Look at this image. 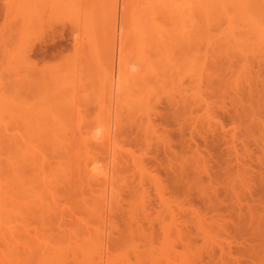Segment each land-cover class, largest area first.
<instances>
[{
	"label": "rangeland",
	"instance_id": "374dc122",
	"mask_svg": "<svg viewBox=\"0 0 264 264\" xmlns=\"http://www.w3.org/2000/svg\"><path fill=\"white\" fill-rule=\"evenodd\" d=\"M137 1L0 0L2 9L17 6L0 15V264H264V110L246 101L264 95V41L243 39L242 54L231 42L226 44L233 53L224 43L219 47L222 42L214 44L231 50L222 53L206 49L211 39L199 40L207 37L199 26L200 33L190 28L195 45L186 41V47L179 41L190 34L179 36L164 8L158 16L166 20L162 31L172 29L176 37L160 34L149 52L139 43L148 34L142 35L138 20L144 12ZM244 27L239 30L247 34ZM137 30H143L139 37ZM164 44L173 52L158 51ZM235 80L242 82H236L239 90ZM249 84L256 85L255 95ZM244 107L259 116L253 115L250 134L232 123ZM231 139L236 155L227 149ZM100 140L109 141L105 150L97 148ZM83 164L112 180L90 186Z\"/></svg>",
	"mask_w": 264,
	"mask_h": 264
},
{
	"label": "bare ground",
	"instance_id": "6f19581e",
	"mask_svg": "<svg viewBox=\"0 0 264 264\" xmlns=\"http://www.w3.org/2000/svg\"><path fill=\"white\" fill-rule=\"evenodd\" d=\"M7 0H5V2H6ZM26 1V0H25ZM11 2V1H10ZM19 2V1H18ZM134 2H136V0L134 1L133 0V2L132 3H134ZM138 2H140V3H142L143 4V2H141L140 0L139 1H137V5L136 6H138ZM9 3V2H8ZM26 3V2H25ZM139 3V5H141V11L139 12V13H142V12H144L143 14H142V16L139 18V20L138 21H140V22H142V24L140 23L139 24V26L140 25H143V27L141 26L140 28L141 29H144L145 28V32H144V34H142L143 33V30L141 31L140 30V33H139V31H138V37H139V34H142V35H146V34H148V36L146 37V36H144V41L143 40H141L139 43H141L142 45L141 46H144V48L145 47H147L146 49L148 50V48H150V47H152V44L153 43H151V42H153L152 40L154 39V41L155 40H157V39H155L157 36L158 37H160V34H164V32H165V30H164V32L162 31V28L164 27L163 26V24H162V26L163 27H161V22H163L164 23V21H162L161 19V17H160V15L159 14H161V15H163V14H166L167 16V18L169 17L170 18V22H169V25L171 26V28H172V21H173V27H174V25H175V29L174 28H172V29H174V31L175 30H177L178 32H179V36H180V33H181V36H183L182 34H184V35H187L188 33L190 34V36H188V37H182V39H184V38H186V40L184 39V41H181L182 39L177 35V37H179V39H181L179 42L180 43H184V45L183 46H186L185 44H186V41H190L189 39H192V35H193V37H195L194 35H195V33H194V31L196 30H198L197 32L198 33H200L199 31H201V30H199L200 28H198L199 26L200 27H204V30H205V32L207 33V37L205 38V36H204V34H203V36H202V39H199V40H201V41H205V40H207V41H210L209 39H211V42H210V44L211 45H209L208 43H206V42H204V45H205V43L206 44H208V48H206L207 46H205V48L206 49H217V48H219V47H221V48H223L222 46H224V44H226V41L230 44V42H231V44H234V47H235V49H236V51L238 50L239 52L238 53H241V52H243V50H244V48H242L243 50L241 51V48H240V45L242 44V42H243V39H245V38H251L252 36H253V38H258V41H257V39L255 40V41H257L256 43H258V42H260V40H262V41H264L263 39H264V21H261L260 22V20H264V10H263V8H264V0L263 1H260V0H145L144 1V5H142V4H140ZM254 3H256L257 5H259L260 6V3L262 4L261 6H260V8L261 7H263L262 9H260L259 8V10L260 11H262V12H260V11H258V9L256 10V8H258L259 6H257L256 4H254ZM10 4V3H9ZM3 5V6H5L4 8L5 9H2V8H0V15H2L3 13H4V15L5 16H7L6 14H8V10H10V12H11V8H13L14 7V5H15V3L12 5L13 7H10V5ZM135 4V3H134ZM254 4V5H253ZM2 5V4H1ZM40 5V4H39ZM257 7H256V6ZM16 6V5H15ZM35 6H38V5H36L35 4ZM143 6H145V7H143ZM254 6H255V8H254ZM17 7V6H16ZM25 7H26V4H25ZM24 7V8H25ZM32 7V6H31ZM39 7V6H38ZM142 7H143V9H142ZM253 7V9H251ZM22 9H23V7H21ZM36 8V7H35ZM134 8V7H133ZM167 9V13H164L163 12V14H162V9ZM5 10V11H2V10ZM25 9H27V8H25ZM38 9V8H37ZM165 9H164V11H165ZM17 10V9H16ZM136 10H138V8L136 7ZM143 10V11H142ZM162 10V11H161ZM251 10H253V11H255V12H251ZM13 11V10H12ZM36 11V10H35ZM40 11V10H39ZM161 11V12H160ZM256 11H257V14H259V16L260 17H257L256 16ZM3 12V13H2ZM5 12H7V13H5ZM137 12V11H136ZM21 13H22V11H21ZM35 13V12H34ZM138 13V12H137ZM261 13H263L262 14V16L260 15ZM10 14V13H9ZM254 14H255V16H254ZM20 15V14H19ZM139 15V14H138ZM141 15V14H140ZM136 16V15H135ZM134 16V17H135ZM161 18L160 19V21H159V17ZM163 17V20L164 19H166L165 18V16H162ZM256 17H257V21H256ZM262 17V18H261ZM34 18V17H33ZM143 20H142V19ZM255 20H254V19ZM258 18H260V19H258ZM32 19V18H31ZM33 20V19H32ZM167 21H169V19H167ZM144 23V24H143ZM165 23H166V20H165ZM164 23V24H165ZM171 23V24H170ZM168 25V24H167ZM242 25V27H246L247 29H246V31L244 30L245 29V27H244V29H243V31L244 32H248L247 34H245V33H242L240 30H242V27H240ZM2 26H3V24H2ZM147 27H148V29H147ZM193 27H195L194 29H191L190 30V28H193ZM197 27V28H196ZM5 28V27H4ZM165 28H168V26H166ZM164 29V28H163ZM172 29H171V31L169 32V31H166V32H168V33H170L171 35H172V33H174V32H172ZM202 29V28H201ZM240 29V30H239ZM167 30V29H166ZM204 30H203V33H204ZM181 31V32H180ZM184 31V32H183ZM192 31V32H191ZM213 31V32H212ZM163 32V33H162ZM165 32V33H166ZM191 32V33H190ZM215 32V33H214ZM135 33V32H134ZM202 33V32H201ZM2 34V33H1ZM5 34V33H4ZM170 34H169V36H170ZM188 34V35H189ZM249 34H252V35H249ZM3 35V34H2ZM166 35L168 36V34L166 33ZM174 37H176V33H174ZM198 35V34H197ZM215 35H216V37H215ZM249 35V37H247ZM16 36V35H15ZM164 36V35H163ZM162 36V37H163ZM251 36V37H250ZM137 36L135 37V38H138ZM161 37V38H162ZM173 37V38H174ZM189 37H191V38H189ZM209 37V39H207ZM212 37H215V39L213 40L212 39ZM4 38V37H3ZM142 38V37H141ZM140 38V39H141ZM148 38V39H147ZM172 37H170L169 39H171ZM198 38H199V36H198ZM201 38V37H200ZM204 38V39H203ZM262 38V39H261ZM7 39V38H6ZM139 39V38H138ZM167 41L169 40V39H167V38H165ZM164 39V40H165ZM178 39V40H179ZM188 39V40H187ZM53 40V39H52ZM132 40H133V38H132ZM158 40H159V38H158ZM157 40V42H159ZM163 40V39H162ZM193 40V39H192ZM194 40H196V39H194ZM212 40H213V42L214 43H212ZM223 40H225V42L223 41ZM231 40V41H230ZM242 40V41H241ZM5 41V40H4ZM7 41V40H6ZM136 41V40H135ZM134 41V42H135ZM139 41V40H138ZM138 41H136V42H138ZM142 41L144 42V45H143V43H142ZM172 41H174V43H175V41L176 42H178L176 39L175 40H173L172 39ZM197 41V40H196ZM220 41V42H219ZM246 42H248L249 43V41L248 40H245ZM254 41V42H255ZM156 42V41H155ZM163 42H165V41H163ZM170 42V41H169ZM187 42V44H189L190 42H191V47H192V44H194V43H192V41H190L189 43ZM222 42V44L220 45V43ZM251 42V41H250ZM161 41H160V45H161ZM174 43H172V42H170V46L172 47V44H174ZM179 43V44H180ZM198 43H200V41L198 42ZM197 43V44H198ZM224 43V44H223ZM243 43H245V42H243ZM252 44H253V42H251ZM260 43H264V42H260ZM259 43V44H260ZM138 44V43H137ZM151 44V45H150ZM157 44V43H156ZM155 44V46L154 47H156V48H158L159 46V44L158 45H156ZM163 44V43H162ZM167 44H168V42H167ZM177 45L176 43H175V45L178 47V49H180L179 48V46L180 45ZM201 44V43H200ZM214 44H218V46L219 47H215V46H217V45H215V46H213ZM227 45L228 47L230 46V45ZM250 44V43H249ZM249 44H248V46H246V47H249ZM135 45V44H134ZM146 45V46H145ZM166 44H164L163 46H161V47H163V48H165L166 46H165ZM195 45V44H194ZM193 45V46H194ZM202 45V44H201ZM199 46L200 48L202 47V46ZM225 45V46H226ZM246 45V44H245ZM261 45V44H260ZM6 46V45H5ZM138 46V45H137ZM140 46V45H139ZM150 46V47H149ZM158 46V47H157ZM165 46V47H164ZM188 47L190 46V44L189 45H187ZM186 46V47H187ZM209 46H213V48H211V47H209ZM232 46L233 45H231L229 48L231 49L232 48ZM251 47H252V45H250ZM257 46V45H256ZM1 47V46H0ZM174 48H175V46H173ZM172 47V48H173ZM180 47H182V46H180ZM190 47V48H191ZM196 47V46H195ZM234 47H233V49H231V50H229V49H226V48H224L222 51H226L227 52V54H228V52H232L233 53V50H235L234 49ZM243 47H245L244 46V44H243ZM245 47V48H246ZM250 47V48H251ZM262 47V46H261ZM6 48V47H5ZM133 48V47H132ZM142 48V47H141ZM153 48V47H152ZM170 47H168L167 49L168 50H170L169 49ZM185 48V47H184ZM194 48V47H193ZM192 48V49H193ZM204 48V49H205ZM255 48V47H254ZM254 48H252V50L254 49ZM258 48H259V45H258ZM264 48V47H263ZM262 48V49H263ZM8 49V48H7ZM134 49V48H133ZM143 49V48H142ZM145 49V50H146ZM154 49V48H153ZM167 49L165 48V49H160V50H158V51H161L162 50V52L165 50L166 52H167ZM177 49V48H176ZM199 48H198V46H197V48H195V50H193V51H195L196 52V50H198ZM6 50V49H5ZM11 49H9V51H10ZM144 50V49H143ZM144 50V51H145ZM146 50V51H147ZM150 51H152L151 49H149ZM148 50V51H149ZM155 50V49H154ZM153 50V51H154ZM157 50V49H156ZM191 50V49H190ZM220 50V48L218 49V51ZM246 50V49H245ZM248 50V49H247ZM246 50V51H247ZM251 50V51H252ZM259 50V49H258ZM131 51H132V49H131ZM136 51V50H135ZM137 51H138V49H137ZM136 51V52H137ZM145 51V52H146ZM147 51V52H148ZM149 51V52H150ZM157 51V52H158ZM179 51V50H178ZM184 51V50H183ZM186 51V50H185ZM204 51V50H203ZM221 51V50H220ZM221 51V52H222ZM241 51V52H240ZM254 51V50H253ZM256 51V50H255ZM7 52H8V50H7ZM7 52H6V54H7ZM41 52V51H40ZM134 52V51H133ZM136 52H135V55H136ZM145 52H143V53H145ZM156 52V51H155ZM157 52L155 53V54H157ZM170 52L172 53L173 51H172V49L169 51V54H170ZM188 52H189V50H188ZM192 52V51H191ZM214 52V51H213ZM235 52V51H234ZM258 52V51H257ZM4 53V52H3ZM132 53V52H131ZM194 53V52H193ZM198 53V52H197ZM203 53V52H202ZM201 53V54H202ZM205 53V52H204ZM206 53H207V50H206ZM220 53V52H219ZM219 53L217 54V56L219 55ZM223 53V52H222ZM222 53H220V54H222ZM248 53V52H247ZM247 53H245L244 52V56H246L245 54H247ZM253 53V52H252ZM255 53V52H254ZM6 54H4V55H6ZM9 54V53H8ZM12 54V53H11ZM10 54V55H11ZM16 54V53H15ZM138 54V53H137ZM146 54V53H145ZM148 54V53H147ZM151 54H154V53H151ZM154 54V55H155ZM160 55L162 54L161 52L159 53ZM163 54H164V52H163ZM167 54H168V52H167ZM180 54H181V52H180ZM200 54V55H201ZM237 54V53H236ZM242 54V53H241ZM256 54H258V53H256ZM134 55V56H135ZM144 55V54H143ZM143 55H142V57H143ZM160 55H158V57L160 56ZM175 55V54H174ZM196 55V54H195ZM191 56V57H196V56ZM199 55V56H200ZM240 55V54H239ZM262 55V54H261ZM156 56V55H155ZM154 56V57H155ZM163 56V55H162ZM167 56V55H166ZM169 56V55H168ZM189 56V57H190ZM211 56V55H210ZM221 56V55H220ZM230 56V55H229ZM247 56H249V55H247ZM137 57V56H136ZM139 57H140V55H139ZM139 57H137V58H139ZM141 57V58H142ZM145 57V56H144ZM144 57H143V59H144ZM157 57V56H156ZM164 57H165V55H164ZM163 57V58H164ZM172 57H173V55H172ZM177 57V56H176ZM179 57H181V56H179ZM186 57H188V54H187V56ZM200 57H202V56H200ZM204 57V56H203ZM252 57V60H253V55L251 56ZM13 58V57H12ZM150 58V57H149ZM149 58H146V59H149ZM162 57H160V59H161ZM163 58L160 60V62H162V60H163ZM170 58V57H169ZM205 58V57H204ZM209 58V57H208ZM224 58V57H223ZM256 58H257V56H256ZM261 58V57H260ZM136 59V58H135ZM145 59V60H146ZM153 59V58H152ZM158 59V58H157ZM165 59H166V57H165ZM173 59V58H172ZM175 59V58H174ZM187 58H185V60H186ZM191 59V58H190ZM189 59V60H190ZM193 59V58H192ZM197 59H198V57H197ZM200 59H202V58H200ZM232 59V58H231ZM247 59V58H246ZM138 60V59H137ZM136 60V61H137ZM151 60V59H150ZM170 60V59H169ZM185 60H184V62H185ZM188 59L186 60V62L188 63V61H189ZM194 60V62H195V59H193ZM199 60V59H198ZM203 60V59H202ZM213 60V59H212ZM223 60V59H222ZM15 61V60H14ZM24 61V60H23ZM165 61V60H164ZM164 61L162 62L163 64H164ZM167 61V60H166ZM172 61V60H171ZM170 61V62H171ZM178 61V60H177ZM200 61V60H199ZM198 61V62H199ZM204 61H205V59H204ZM235 61H238V60H235ZM248 61V60H247ZM246 61V62H247ZM1 62V61H0ZM11 62V61H10ZM19 62V61H18ZM28 62V61H27ZM26 62V63H27ZM138 62V61H137ZM136 62V63H137ZM140 62V61H139ZM154 62V61H153ZM152 62V63H153ZM176 61H174V63H175ZM182 62H183V60H182ZM185 62V63H186ZM193 61H192V64L194 63ZM197 62V60H196V64L198 63ZM212 62V61H211ZM223 62V61H222ZM226 62V61H225ZM229 61H227L226 63H228ZM238 62H240V61H238ZM242 62V61H241ZM23 63V62H22ZM145 63H147L146 61H145ZM148 63H150V61L148 62ZM154 63H156V62H154ZM171 63H173V62H171ZM184 63V64H185ZM189 63H191V61H189ZM188 63V64H189ZM230 63V62H229ZM236 63V65H237V62H235ZM243 63L245 64V62L243 61ZM258 63H260V62H258ZM151 64V63H150ZM176 64H179L178 62L176 63ZM183 64V63H182ZM191 64V65H192ZM198 64H200V63H198ZM198 64H197V66H198ZM203 64V63H202ZM9 65V64H8ZM140 65H141V63H140ZM143 65L145 66V64L143 63ZM152 65H154V64H151V66ZM172 65H174V64H172ZM209 65H210V63H209ZM216 65V64H215ZM222 65H225V64H222ZM221 65V66H222ZM233 65V64H232ZM235 65V66H236ZM238 65H239V63H238ZM259 65V64H258ZM136 66H138V65H136ZM148 66H149V64H148ZM159 66H161L160 64H159ZM158 66V67H159ZM179 67H180V69L182 68V67H185L186 68V64H185V66H180V65H178ZM197 66H196V68H197ZM200 66H202V65H200ZM206 66V65H205ZM205 66H204V68H205ZM218 66V65H217ZM243 66V65H242ZM241 66V67H242ZM245 66H248V65H245ZM244 66V67H245ZM141 67V66H140ZM188 67V66H187ZM226 67V66H225ZM233 67V66H232ZM254 67V66H253ZM257 67V66H256ZM135 68V67H134ZM143 68V67H142ZM146 68V67H145ZM151 68V67H150ZM156 68V67H155ZM154 68V66H153V68L152 69H155ZM177 68V67H176ZM190 68H192V66L190 67ZM190 68H188L189 69V72H190ZM203 68V69H204ZM209 68V67H208ZM235 68H237V66L235 67ZM139 69V68H138ZM160 69V68H159ZM171 69V68H170ZM172 69L173 70H175V67H173L172 66ZM193 69H194V67H193ZM202 69V70H203ZM217 69V68H216ZM226 68H224V70H225ZM233 69H234V67H233ZM232 69V70H233ZM245 70H246V67L244 68ZM261 69V68H260ZM156 70V69H155ZM161 70H162V68H161ZM177 70V69H176ZM182 70V69H181ZM201 70V69H200ZM231 70V69H230ZM236 70V69H235ZM248 71H249V69H247ZM259 70V69H258ZM141 71V70H140ZM139 71V72H140ZM143 71H145L144 69H143ZM171 70H169V72H170ZM188 71V70H187ZM186 71V72H187ZM192 71V70H191ZM205 71V70H204ZM216 71V70H215ZM223 71V70H222ZM240 72H241V74H242V72L244 71H241V70H239ZM133 72V71H132ZM146 72H147V70H146ZM156 72H158V71H156ZM162 72V71H161ZM200 71H199V69H198V71H197V73L198 74H200L199 73ZM245 72H247V71H245ZM264 72V71H263ZM158 73H160V72H158ZM164 73H165V71H164ZM173 73H175L176 74V72H173ZM172 73V74H173ZM195 73H196V71H195ZM211 73V72H210ZM218 73H219V71H218ZM234 73V72H233ZM237 73V72H236ZM239 73V72H238ZM250 73V72H249ZM151 74V73H150ZM162 74V73H161ZM179 74H181L180 72H179ZM186 74V73H185ZM187 74H189V73H187ZM194 74V73H193ZM213 74V73H212ZM222 74V73H221ZM134 75V74H133ZM146 75H147V73H146ZM145 75V76H146ZM155 74H153V75H151V76H154ZM163 75V74H162ZM192 75V74H191ZM201 75H202V73H201ZM234 75V74H233ZM236 75H238V74H236ZM246 75H248V74H245V76ZM252 75V74H251ZM139 76V75H138ZM142 76L144 77V73L142 74ZM149 76V72H148V75H147V77ZM150 76V77H151ZM177 76H179L178 75V73H177ZM177 76L175 77V75H174V78L176 79L177 78ZM193 76V75H192ZM207 76V75H206ZM235 76V75H234ZM244 76V77H245ZM250 76V75H249ZM255 76V75H254ZM259 76V75H258ZM180 77V76H179ZM189 77V76H188ZM187 77V78H188ZM198 77V76H197ZM196 77V78H197ZM231 77V76H230ZM233 77V76H232ZM236 77V76H235ZM247 77V76H246ZM133 78V77H132ZM136 78H141V74H140V77H136ZM145 78V77H144ZM181 78H182V76H181ZM180 78V79H181ZM193 78H194V76H193ZM199 78V77H198ZM207 78H209V77H207ZM214 78V77H213ZM253 78H255V77H253ZM262 78V77H261ZM134 79V78H133ZM146 79V78H145ZM150 79H153V78H150ZM157 79V78H156ZM190 79H192V78H190ZM200 79H201V77H200ZM130 80V79H129ZM135 80V79H134ZM139 80V79H138ZM146 80H148V79H146ZM154 80V79H153ZM158 80V79H157ZM182 80V79H181ZM186 80V79H185ZM194 80H195V78H194ZM205 80H207L206 78H205ZM204 80V81H205ZM217 80V79H216ZM250 80V79H249ZM251 80H253V79H251ZM255 80H256V78H255ZM264 80V79H263ZM262 80V81H263ZM136 81V80H135ZM149 81V80H148ZM151 81V80H150ZM166 81V80H165ZM175 81V80H174ZM177 82H178V80H176ZM197 81H198V79H197ZM211 81V80H210ZM220 81H222L221 79H220ZM234 81V80H233ZM237 81H239V84H240V80H235V82H233L234 84L233 85H235V83L237 82ZM260 81H261V79H260ZM259 81V82H260ZM141 82V81H140ZM143 82H145V81H143ZM162 82H164L163 80H162ZM183 82H184V80H183ZM183 82H181V83H183ZM199 82V81H198ZM218 82H219V80H218ZM251 82V81H250ZM253 82V81H252ZM254 82H256V81H254ZM264 82V81H263ZM132 83V82H131ZM137 83V82H136ZM139 83V82H138ZM137 83V84H138ZM154 83H155V80H154ZM161 83V82H160ZM180 83V84H181ZM186 83H187V81H186ZM200 83H201V81H200ZM242 83V82H241ZM262 83V82H261ZM142 84V83H141ZM140 84V85H141ZM147 84H148V82H147ZM173 84H174V82H173ZM175 84H176V82H175ZM179 83H178V85H180ZM195 85H198L197 83H194ZM254 84V83H253ZM143 85V84H142ZM152 85V84H151ZM156 85V84H155ZM160 85V84H159ZM163 85V84H162ZM194 85V88L196 87ZM201 85V84H200ZM218 85V84H217ZM236 85H237V83H236ZM246 85V84H245ZM244 85V86H245ZM250 85H252V84H249V86ZM259 85V84H258ZM157 86V85H156ZM155 86V87H156ZM164 86V85H163ZM243 86V85H242ZM253 87H254V85H252ZM149 87V86H148ZM158 87V86H157ZM179 87V86H178ZM177 87V88H178ZM181 87V86H180ZM187 87V86H186ZM222 87V86H221ZM232 87V86H231ZM233 87H235V86H233ZM251 87V86H250ZM255 87H256V85H255ZM254 87V89H253V93H254V95H255V91L257 90L256 88ZM258 87V86H257ZM262 87V86H261ZM144 86H143V90H144ZM146 88H147V85H146ZM153 88H154V86H153ZM173 88V87H172ZM197 88H200V86L198 85L197 87H196V89ZM223 88V87H222ZM221 88V90H223ZM225 88V87H224ZM228 88H229V90H230V87L228 86ZM244 88V87H243ZM245 88H247V87H245ZM259 88V87H258ZM159 89V88H158ZM162 89H163V87H162ZM161 89V90H162ZM180 89H183V88H180ZM193 89V88H192ZM237 89L239 90V88H238V85H237ZM237 89H235V90H237ZM242 89V88H241ZM250 89H252V88H250ZM249 89V90H250ZM260 89V88H259ZM258 89V90H259ZM179 90V89H178ZM178 90H176V91H178ZM191 90V89H190ZM199 90V89H198ZM246 90V89H245ZM146 91V90H145ZM163 91H165V90H163ZM226 91V90H225ZM241 91H243V90H241ZM260 91V90H259ZM259 91H257V93H259ZM149 92V91H148ZM154 92V94L156 93L155 91H152V93ZM168 92V91H167ZM167 92H165V93H167ZM179 92H181V91H179ZM192 92V91H191ZM234 92V91H233ZM244 93H246L245 91H243ZM250 92H252V90H250ZM164 93V92H163ZM171 93V92H170ZM169 93V94H170ZM192 93H194V92H192ZM197 93V92H196ZM248 93V92H247ZM161 94H162V92H161ZM161 94H159V95H161ZM168 94V95H169ZM172 94V93H171ZM181 94V93H180ZM182 94H184V93H182ZM235 94V93H234ZM260 94V93H259ZM261 94H263V92H261ZM149 95V94H148ZM156 95V94H155ZM166 96H168L167 94H165ZM247 95V94H246ZM250 95V94H249ZM152 96V95H151ZM150 96V97H151ZM165 96V97H166ZM170 96H172V95H170ZM169 96V98H171L172 99V97H170ZM236 96V95H235ZM258 96V95H257ZM259 96H261L262 98H264V95L262 96V95H259ZM157 97V96H156ZM155 97V98H156ZM164 97V96H163ZM185 97V96H184ZM241 97L243 98L244 96H242L241 95ZM250 97H252V96H250ZM255 97V96H254ZM253 97V98H254ZM261 97H259V98H261ZM236 98V97H235ZM234 98V101H236L237 99H235ZM240 98V97H239ZM248 99H246V101H247V103L249 102V104H250V102L251 103H255V101H257V106H259V107H257V108H260L261 107V109L262 110H264L263 108L264 107H262V106H260V105H258V104H261V102H262V100H260L258 97V99L257 100H255V98H254V101H253V98H251V100L249 101V97H247ZM241 99V98H240ZM233 100V99H232ZM243 101H245V98L244 99H242ZM242 100H240V102L242 101ZM258 100H260V103H258ZM184 101V100H183ZM190 101V100H189ZM198 101H200V99L198 98ZM238 101V100H237ZM243 101H242V103H243ZM246 101H245V103H246ZM264 101V100H263ZM178 102V101H177ZM239 102V103H240ZM253 103V104H254ZM181 104V103H180ZM188 104V103H187ZM196 104V103H195ZM232 104V103H231ZM229 105V106H231L232 107V105ZM234 104V103H233ZM236 104H238V103H236ZM241 104V103H240ZM244 104V103H243ZM252 104V106H254ZM263 104V103H262ZM206 106V105H205ZM234 106V105H233ZM264 106V105H263ZM208 107V106H207ZM189 108H190V106H189ZM235 108V107H234ZM242 107H240V109H241ZM245 108V107H244ZM248 108V107H247ZM247 108H245V112H243L242 113V115H241V117L240 116H236V118H234V121H235V119L236 120H238V121H235V122H232V123H234V125H235V128H239V127H242L243 125V128H245L246 130L248 129V128H250L249 130H253L254 128V126L255 125H253V122H254V120H255V118H256V120H257V117H259V116H257L256 114H254V113H247V112H252L251 110H252V108L251 107H249V108H251V110L249 111H246L247 110ZM248 108V109H249ZM254 109H256V108H254ZM261 109H258V110H261ZM178 110V109H177ZM257 109H256V111H258ZM170 111V110H169ZM206 112H207V110H205ZM209 111V110H208ZM242 111H243V109H242ZM171 112V111H170ZM173 112V111H172ZM255 112V111H254ZM187 113V112H186ZM190 113H192V112H190ZM190 113H189V116H190ZM256 113V112H255ZM183 114V113H182ZM240 114V113H239ZM198 115V114H197ZM196 115V116H197ZM255 116V118H254V116ZM185 116H187V115H185ZM188 116V117H189ZM184 117V116H183ZM182 117V118H183ZM206 117V116H205ZM208 118H210V117H208ZM191 119V118H190ZM204 119H207V118H204ZM191 120H193V119H191ZM197 120H198V118H197ZM261 120V119H260ZM183 121V120H182ZM194 121V120H193ZM137 122V121H136ZM185 122V121H184ZM190 122V121H189ZM257 123V122H256ZM259 123H260V121L257 123V125H259ZM263 124V123H262ZM182 126H183V124H181ZM236 125H237V127H236ZM241 125V126H240ZM246 125V126H245ZM251 126H253V127H251ZM260 126V125H259ZM263 126V125H262ZM261 127V126H260ZM264 127V126H263ZM252 128V129H251ZM257 129V127L255 128V130ZM241 130H242V128H241ZM118 131V130H117ZM49 132V131H48ZM52 132V131H51ZM50 132V133H51ZM247 133H249L248 132V130L246 131ZM27 133V132H26ZM31 133H33V132H31ZM42 133H44V132H41V134ZM45 133H46V131H45ZM49 133V135L48 136H51V134ZM57 133H58V131H57ZM104 133V132H103ZM110 133V132H109ZM109 133L107 132H105L104 134H106V137H110L109 136ZM113 133V132H112ZM231 133V132H230ZM28 134V133H27ZM35 134V133H34ZM34 134H32V135H34ZM79 134H82V133H79ZM84 134V133H83ZM98 134H100V133H98ZM102 134V133H101ZM107 134H108V136H107ZM228 134V133H227ZM250 134V133H249ZM26 135V134H25ZM29 135V134H28ZM47 135H46V137H47ZM58 135V134H57ZM56 135V133H55V136H57ZM63 135V134H62ZM85 135H86V133H85ZM92 135H94V133L92 134ZM115 135V134H114ZM113 135V136H114ZM117 135V134H116ZM229 135H231V134H229ZM234 135V134H233ZM233 135H232V137L231 138H233ZM245 135V134H244ZM45 136V135H44ZM60 136L61 135H59V138H60ZM83 136V135H82ZM112 136V137H113ZM28 137V136H27ZM30 137V136H29ZM35 137H37V136H35ZM62 137V136H61ZM94 137V136H93ZM97 138H98V136H96ZM103 137H105V135H103ZM226 137V136H225ZM228 137V136H227ZM226 137V139H229V138H227ZM48 138V137H47ZM55 139H56V137H54ZM53 138V136H52V138L51 139H54ZM83 138V137H82ZM24 139H25V137H24ZM23 139V140H24ZM31 139V138H30ZM34 139V138H33ZM70 139V138H69ZM89 139H92V138H89ZM94 139L95 140H97L95 137H94ZM98 139H100V136H99V138ZM102 139H106V138H102ZM109 139V138H108ZM234 139V138H233ZM233 139H231V141L233 140ZM37 140V142H38V139H36ZM71 140V139H70ZM107 140V139H106ZM105 140V141H106ZM235 140V139H234ZM234 140L232 141V143L231 144H229V142H228V146L229 147H227V149H228V151L230 152H234L235 153V155H236V147H235V145H232L233 143H234ZM243 140H246V138H244ZM35 141V140H34ZM50 141V140H49ZM58 141H60L59 139H58ZM80 141H82V145H83V141L85 142L84 144H91V142L89 143L88 141H85V140H80ZM93 141V140H92ZM99 141V140H98ZM97 141V142H98ZM101 141V143L99 142V146L97 145V143H96V146H98L97 148H100L101 150H103L105 147H108V146H106L108 143H109V141H108V143L105 145L104 144V142H102L103 140H100ZM62 142H63V140H62ZM87 142V143H86ZM94 142H92V143H94ZM26 143V142H25ZM32 143H33V141H32ZM32 143H30V144H32ZM47 143H48V139H47ZM69 143H70V141H69ZM80 143V145H78L79 147L81 146V142H79ZM94 143V144H95ZM115 143V141L113 142V144ZM27 144V143H26ZM49 144H51L50 142H49ZM67 144V143H66ZM244 144H246L245 143V141H244ZM32 145H34V143L32 144ZM31 145V146H32ZM36 145H39V144H36ZM104 145H105V147H104ZM109 145V144H108ZM225 145L227 146V143H225ZM264 145V144H263ZM52 146H54L53 145V143H52ZM72 146V145H71ZM84 146V145H83ZM86 146V145H85ZM89 146V145H88ZM95 146V147H96ZM35 147V146H34ZM40 147H41V145H40ZM68 147V146H67ZM82 147V146H81ZM93 147L94 146H92V150H93ZM20 148V147H19ZM25 148V147H24ZM37 148V147H36ZM84 148V147H83ZM88 148V147H87ZM91 148V147H90ZM243 148V147H242ZM33 149H35V148H33ZM41 149V148H40ZM39 149V147H38V150H40ZM78 149V148H77ZM86 149V148H85ZM100 149H99V151H100ZM115 149H117V148H115ZM245 147H244V151H245ZM25 150H27L26 148H25ZM24 150V151H25ZM32 150V149H31ZM37 150V149H36ZM37 150V151H38ZM87 151H88V149H86ZM90 150V149H89ZM95 150V149H94ZM105 150V149H104ZM236 150V151H235ZM34 151V150H33ZM41 151V150H40ZM77 152H78V150H76ZM75 151V152H76ZM79 151H83V149L82 150H79ZM85 151V150H84ZM115 151V150H114ZM114 151H112L113 152V154H114ZM21 152V151H20ZM27 152H28V150H27ZM30 152V151H29ZM90 152V151H89ZM94 152V151H93ZM104 152V151H103ZM111 152V153H112ZM118 152V151H117ZM30 153H32V152H30ZM35 153H37L36 151H35ZM39 151H38V155H39ZM97 153V152H96ZM233 153V154H234ZM244 153V152H243ZM245 153H246V151H245ZM29 154V153H28ZM33 154V153H32ZM88 154V153H87ZM87 154H85L86 156H87ZM37 155V156H38ZM74 155V154H73ZM83 155V154H82ZM91 155V154H90ZM36 157V154H34L33 155V157ZM39 156H41V155H39ZM102 156V155H101ZM104 156V155H103ZM115 156H116V153H115ZM117 156H118V154H117ZM33 157H30V158H33ZM72 157V156H71ZM81 157V156H80ZM92 158H94L93 156H91ZM97 157V156H96ZM112 157H113V159H112ZM111 157V159L112 160H115L114 159V155ZM119 157V156H118ZM134 157V156H133ZM73 158V157H72ZM75 158V157H74ZM83 159V158H82ZM88 159H90L89 158V155H88ZM125 159V158H124ZM132 159V158H131ZM31 160V159H30ZM35 160H38L37 159V157H36V159ZM105 160V159H104ZM108 160V159H107ZM33 161H34V158H33ZM39 161V160H38ZM84 161H87V159L86 160H84ZM118 161H119V159H118ZM35 162V161H34ZM40 162V161H39ZM95 162V161H94ZM97 162V161H96ZM124 162V161H123ZM133 162H134V160H133ZM70 163H71V161H70ZM74 163V162H73ZM86 164H88L87 162H85ZM92 163H93V161H92ZM112 163H113V161H112ZM115 163H116V161H115ZM131 163V162H130ZM136 163V162H135ZM26 164V163H25ZM29 164V163H28ZM108 164V163H107ZM117 164V163H116ZM121 164V163H120ZM137 164V163H136ZM136 164H134L135 166H136ZM27 165V164H26ZM35 165V164H34ZM40 165V164H39ZM38 165V166H39ZM41 165H42V163H41ZM84 165V164H83ZM98 165V164H97ZM101 165V164H100ZM36 167H37V165H35ZM105 166V165H104ZM29 167V166H28ZM31 167H33V166H31ZM42 167H43V165H42ZM86 167V165H84V168ZM103 167V166H102ZM101 167V168H102ZM111 167V166H110ZM17 168V167H16ZM89 168V167H88ZM105 168H107V166H105ZM112 168V167H111ZM18 169H19V167H18ZM17 169V170H18ZM36 169V168H35ZM38 169H40V168H38ZM87 168H85L84 170H85V172L87 171V173L89 174V176H87V177H89V183H97V182H100L103 186H106L108 183H109V180H112L111 178L110 179H108V176H107V174H105V172H100L101 170H98V169H96V167H93L92 169H90V170H86ZM41 171H42V169H41ZM81 171V170H80ZM17 173H18V171H17ZM42 173V172H41ZM43 174V173H42ZM82 174H83V172H82ZM15 176V175H14ZM44 176H46V175H44ZM16 177V176H15ZM47 178V177H46ZM45 179V178H44ZM48 180V179H47ZM46 181V180H45ZM92 183L90 184V186L92 185ZM114 183V182H113ZM113 183H111L110 185L112 186V184ZM99 184V183H98ZM104 188V187H103ZM106 189V188H105ZM14 190V189H13ZM16 190V189H15ZM12 192V191H11ZM263 218H264V215H263ZM263 218H261L260 217V220L262 219L263 220Z\"/></svg>",
	"mask_w": 264,
	"mask_h": 264
}]
</instances>
